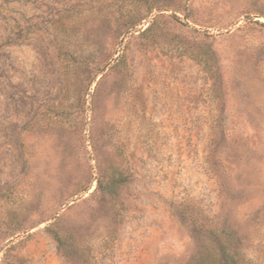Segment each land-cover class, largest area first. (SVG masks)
<instances>
[{
  "label": "rangeland",
  "instance_id": "1",
  "mask_svg": "<svg viewBox=\"0 0 264 264\" xmlns=\"http://www.w3.org/2000/svg\"><path fill=\"white\" fill-rule=\"evenodd\" d=\"M224 250L264 264V0H0V264Z\"/></svg>",
  "mask_w": 264,
  "mask_h": 264
},
{
  "label": "trees",
  "instance_id": "2",
  "mask_svg": "<svg viewBox=\"0 0 264 264\" xmlns=\"http://www.w3.org/2000/svg\"><path fill=\"white\" fill-rule=\"evenodd\" d=\"M152 9H154V6H149L147 8V11L150 12ZM132 26H135V24L131 23L128 26V28H131ZM147 30L148 28L145 31ZM55 41H56L55 43H56L57 56L61 61V67L66 70H70L73 64H71L70 62L72 60L71 58L72 56L71 55L69 56V48L68 46H66L67 44L60 42V40L58 41L57 38H55ZM122 58L123 57H120L116 63L118 64L122 60ZM73 61H76V60H73ZM51 235H53V238L57 242L60 241L57 234L52 233ZM221 261H222V264H240L231 255H229L226 250H224L222 253Z\"/></svg>",
  "mask_w": 264,
  "mask_h": 264
}]
</instances>
